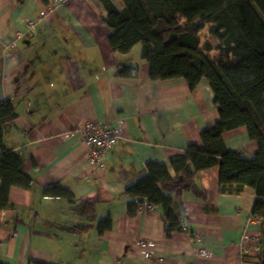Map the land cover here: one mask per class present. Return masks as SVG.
<instances>
[{
    "label": "crops",
    "instance_id": "1",
    "mask_svg": "<svg viewBox=\"0 0 264 264\" xmlns=\"http://www.w3.org/2000/svg\"><path fill=\"white\" fill-rule=\"evenodd\" d=\"M107 1L123 9L120 0ZM54 2L0 0V101H10L16 116L2 141L21 156L32 180L29 190H10V208L0 213V262L259 264L241 248L244 232L261 231L251 217L255 191L221 193L217 167L195 178L206 207L190 193L172 194L185 230L168 233L161 208L146 203L128 217L124 191L143 177L145 165L159 163L172 177L170 158L200 144L201 130L219 121L214 96L205 81L190 90L183 79L150 80L140 45L113 53L103 0ZM127 65L138 68L137 78L116 77ZM88 122L123 127L102 169L87 160L77 131ZM222 141L247 159L257 152L243 127ZM54 186L67 189L75 204L46 197ZM77 203L90 204L94 214H80ZM105 217L111 228L100 235L96 227ZM139 240L153 243V259L143 260ZM198 249L209 255L199 257Z\"/></svg>",
    "mask_w": 264,
    "mask_h": 264
},
{
    "label": "trees",
    "instance_id": "2",
    "mask_svg": "<svg viewBox=\"0 0 264 264\" xmlns=\"http://www.w3.org/2000/svg\"><path fill=\"white\" fill-rule=\"evenodd\" d=\"M118 10L103 0L105 23L111 30V51L126 55L140 45V59L148 64L150 80L183 79L190 90L205 81L213 94L218 122L200 132V144H190L169 160L166 167L147 163L145 174L124 191L129 199L127 215L133 218L140 206H159L168 233L181 232L173 201L174 192H187L206 207V193L196 184L203 170L219 168V191L239 194L244 187L255 191L252 218L264 226V0H120ZM214 37L213 46L202 33ZM116 77L137 78L138 68L127 65ZM16 119L10 101H0V213L10 208V190H29L21 156L2 141L4 127ZM245 128L257 152L247 159L223 144L225 132ZM46 197H74L64 187L44 191ZM80 214H94L90 204L77 203ZM112 221L105 217L96 231L103 235ZM264 244V241H263ZM258 263L259 257L257 258ZM0 264H2L0 262Z\"/></svg>",
    "mask_w": 264,
    "mask_h": 264
},
{
    "label": "built area",
    "instance_id": "3",
    "mask_svg": "<svg viewBox=\"0 0 264 264\" xmlns=\"http://www.w3.org/2000/svg\"><path fill=\"white\" fill-rule=\"evenodd\" d=\"M68 0H55L54 4L63 5ZM34 23L30 21L28 23V32ZM20 35V34H19ZM122 124H118V127L110 128L107 124H96V123H85L77 129L78 133L81 135L84 144L88 149L87 160L90 164L97 169H102V160L107 152L114 149L118 140L122 137ZM150 209L153 206L146 204ZM253 222L260 223L261 221L256 218H252ZM181 229L185 230L184 226L181 225ZM137 248L139 254H141L143 260H151L154 258L153 254V243L149 241L139 240L137 241ZM241 248L244 254L255 256L258 258L263 248V237L260 233H255L253 235L244 232L241 235ZM197 254L199 257L206 258L209 255L208 251L203 249H198ZM162 260L158 259L157 264H161Z\"/></svg>",
    "mask_w": 264,
    "mask_h": 264
},
{
    "label": "water",
    "instance_id": "4",
    "mask_svg": "<svg viewBox=\"0 0 264 264\" xmlns=\"http://www.w3.org/2000/svg\"><path fill=\"white\" fill-rule=\"evenodd\" d=\"M261 236L263 237V241H264V226L261 229ZM259 261H260L259 264H264V244L259 256Z\"/></svg>",
    "mask_w": 264,
    "mask_h": 264
},
{
    "label": "rangeland",
    "instance_id": "5",
    "mask_svg": "<svg viewBox=\"0 0 264 264\" xmlns=\"http://www.w3.org/2000/svg\"><path fill=\"white\" fill-rule=\"evenodd\" d=\"M201 36L204 37V39H211L214 44L215 42H217V40L214 37H211V36L208 37V35L206 34V31H204Z\"/></svg>",
    "mask_w": 264,
    "mask_h": 264
}]
</instances>
